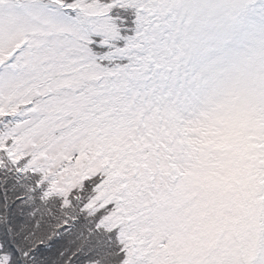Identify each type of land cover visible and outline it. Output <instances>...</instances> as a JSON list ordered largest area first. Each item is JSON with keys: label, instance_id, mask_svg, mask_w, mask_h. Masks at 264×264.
Segmentation results:
<instances>
[{"label": "snow or ice", "instance_id": "obj_1", "mask_svg": "<svg viewBox=\"0 0 264 264\" xmlns=\"http://www.w3.org/2000/svg\"><path fill=\"white\" fill-rule=\"evenodd\" d=\"M0 264H264V0H0Z\"/></svg>", "mask_w": 264, "mask_h": 264}, {"label": "rangeland", "instance_id": "obj_2", "mask_svg": "<svg viewBox=\"0 0 264 264\" xmlns=\"http://www.w3.org/2000/svg\"><path fill=\"white\" fill-rule=\"evenodd\" d=\"M245 103L247 105V108L249 110V113H253L256 110V99H255V92L254 90L249 89L247 91L246 97H245ZM255 120L252 117V115H248L244 118L233 120L230 122L228 127V135L234 139L237 143L241 145V157L242 160L250 161L252 160V157L247 155V152L245 150V139L251 140V136H247L245 134L246 129H250L254 126ZM185 137H195L197 135V132L195 130L188 131L186 130L184 133ZM196 142L195 140L193 141ZM164 168L161 167V169L158 172V175L162 177L163 180L169 179L168 177L164 176ZM178 199H181V197H178ZM203 205H198L196 208H193L191 214L187 217H185V221L189 226L195 227L198 221V212L202 209ZM168 210V209H165Z\"/></svg>", "mask_w": 264, "mask_h": 264}]
</instances>
